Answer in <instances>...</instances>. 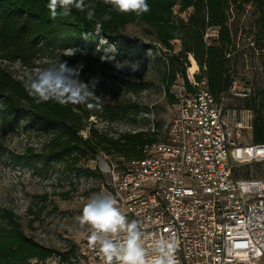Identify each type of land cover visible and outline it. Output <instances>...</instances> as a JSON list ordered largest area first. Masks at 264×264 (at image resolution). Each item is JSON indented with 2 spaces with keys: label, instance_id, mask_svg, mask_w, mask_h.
<instances>
[{
  "label": "rangeland",
  "instance_id": "rangeland-1",
  "mask_svg": "<svg viewBox=\"0 0 264 264\" xmlns=\"http://www.w3.org/2000/svg\"><path fill=\"white\" fill-rule=\"evenodd\" d=\"M178 9L175 8V14L185 20L192 12L189 9L178 13ZM260 13L251 4L230 12L236 71L231 90L220 98L225 110L234 111L237 117L251 115L253 121L257 117L254 111L246 108L247 99L262 93L258 101L264 104V37ZM153 32L145 23L136 22L126 27L124 39L117 44L98 35L94 44L82 43L78 51L63 52L72 55L75 50L74 54L91 55L101 61L91 72H80L79 76L85 83L98 79L95 92L103 109L89 113L87 126L80 132L84 138L90 136L89 130L93 128L109 138L141 131L155 133L158 142L166 140L178 108L177 99L173 101L168 95L173 70L178 73L170 89L185 87L184 77L179 73L180 62H173V56L182 51V45L176 40L172 43L173 51L162 48ZM218 36L219 29L209 28L206 42ZM60 53L57 49L51 58H40L34 68L7 60H0V66L12 71L24 83L26 74L35 75L50 63L61 60ZM192 58L188 57L190 68L185 72L189 83L193 76L204 75L200 67L191 73ZM124 61L138 62L139 69L132 72L125 67L118 71L116 64ZM121 106L126 108L125 113H109ZM52 135L51 130L36 126L32 120H22L12 132H0V206L12 209L25 234L43 247L61 253L73 250L70 261L76 264L73 259L77 248L91 231L88 225L81 226L77 217L93 194L112 195L113 173L123 171L124 158L100 149L94 158L89 155L81 160L78 173L68 172L59 165L46 166L41 150ZM248 135L245 134V139L249 140ZM236 177L264 179V163L238 166Z\"/></svg>",
  "mask_w": 264,
  "mask_h": 264
},
{
  "label": "trees",
  "instance_id": "trees-1",
  "mask_svg": "<svg viewBox=\"0 0 264 264\" xmlns=\"http://www.w3.org/2000/svg\"><path fill=\"white\" fill-rule=\"evenodd\" d=\"M93 2L95 17L89 21L84 12L76 9L67 17L52 20L47 7L49 0H0V60L18 61L24 67L34 68L40 58H51V54L59 49L62 61L71 67L82 64L80 72H91L101 63L100 59L63 52L78 51L82 43L94 44L98 35L117 44L124 39L123 31L127 26L142 22L154 31L155 40L162 48L173 51L172 43L181 41L182 51L173 56V62H180L179 73L184 77L185 88L193 89L185 75L186 69L190 68L188 57L191 55L204 74L196 79L206 78L208 89L220 100L231 90L236 71L235 48L229 28L232 9L250 4L258 8L264 37V0H148L150 11L141 16L111 11L102 0ZM176 7L178 13L192 9L187 20L175 14ZM105 15H110L111 19L104 20ZM97 23L102 25L100 32L95 29ZM209 28L219 29V36L207 43L205 35ZM177 73L173 70L168 84V95L173 101L176 97L170 86ZM260 95L262 93L255 94L246 103V108L254 111L257 117L253 121V144H264V104L258 101ZM97 110L81 104L61 106L55 101L37 104L25 91L23 82L12 71L0 66V132L14 131L22 120H32L36 126L51 130L53 135L41 150L46 166L59 165L68 172L78 173L81 160L89 155L94 158L101 149L119 154L124 158L122 165L125 168L128 161L144 158L145 146L158 143L155 133L141 131L109 138L91 128L90 136L84 138L80 132L87 126L89 113ZM114 112L125 113L126 108L117 107L109 113ZM1 148L0 142V152ZM73 253V250L61 253L43 247L25 234L12 209L0 206V264H45V260L54 254L71 262Z\"/></svg>",
  "mask_w": 264,
  "mask_h": 264
},
{
  "label": "built area",
  "instance_id": "built-area-1",
  "mask_svg": "<svg viewBox=\"0 0 264 264\" xmlns=\"http://www.w3.org/2000/svg\"><path fill=\"white\" fill-rule=\"evenodd\" d=\"M190 84L171 89L178 108L166 140L113 173L112 196L147 249L175 242L177 264H264V179L236 177L238 166L264 163V144L250 140L252 116L225 110L206 78ZM90 233L73 262L105 264ZM45 264L73 263L54 254Z\"/></svg>",
  "mask_w": 264,
  "mask_h": 264
},
{
  "label": "clouds",
  "instance_id": "clouds-1",
  "mask_svg": "<svg viewBox=\"0 0 264 264\" xmlns=\"http://www.w3.org/2000/svg\"><path fill=\"white\" fill-rule=\"evenodd\" d=\"M102 2L109 5L111 11L119 14L131 13L141 16L150 11L148 0H102ZM47 7L52 20L71 15L73 9L84 12L85 18L89 21L95 17L96 6L93 0L87 2L86 0H49ZM103 19L109 20L111 16L105 15ZM101 28L100 23L95 25L97 32H100ZM82 67V64L70 67L66 61L61 60L50 63L35 75L26 74L23 87L37 104L55 101L61 106L69 103L81 104L88 109L99 110L102 104L95 92L98 79L94 78L88 83L81 81L79 76ZM125 67L136 72L139 63L124 61L116 64L118 71ZM77 219L81 226L90 227L89 238L94 246H98L105 264H177L174 255L175 242L163 238L156 239L151 250L147 249L138 222L128 220L112 195L93 194Z\"/></svg>",
  "mask_w": 264,
  "mask_h": 264
},
{
  "label": "bare ground",
  "instance_id": "bare-ground-1",
  "mask_svg": "<svg viewBox=\"0 0 264 264\" xmlns=\"http://www.w3.org/2000/svg\"><path fill=\"white\" fill-rule=\"evenodd\" d=\"M198 70H199V66H198L197 62L195 61V59L192 58V68L190 71L192 74H194Z\"/></svg>",
  "mask_w": 264,
  "mask_h": 264
}]
</instances>
